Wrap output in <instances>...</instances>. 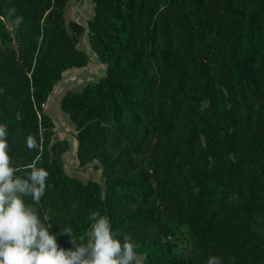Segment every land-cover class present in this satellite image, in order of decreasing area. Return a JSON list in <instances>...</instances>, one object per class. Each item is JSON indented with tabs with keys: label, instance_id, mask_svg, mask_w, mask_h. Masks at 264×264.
<instances>
[{
	"label": "trees",
	"instance_id": "obj_1",
	"mask_svg": "<svg viewBox=\"0 0 264 264\" xmlns=\"http://www.w3.org/2000/svg\"><path fill=\"white\" fill-rule=\"evenodd\" d=\"M69 1L0 0V124L49 172L35 207L58 246L99 212L138 264H264V0ZM74 68L61 138L47 106Z\"/></svg>",
	"mask_w": 264,
	"mask_h": 264
},
{
	"label": "clouds",
	"instance_id": "obj_2",
	"mask_svg": "<svg viewBox=\"0 0 264 264\" xmlns=\"http://www.w3.org/2000/svg\"><path fill=\"white\" fill-rule=\"evenodd\" d=\"M7 137L6 125L0 124V264H138L137 245L131 237L121 242L109 218L99 212L91 214L86 244L83 237L74 235L73 228L65 227L61 232L70 237L73 247H59L57 234L49 231L52 224L42 222L35 207L45 194L49 172L35 162L27 168L15 164ZM26 146L40 151L32 136ZM26 197L31 204H26ZM206 264L222 262L210 256Z\"/></svg>",
	"mask_w": 264,
	"mask_h": 264
},
{
	"label": "rangeland",
	"instance_id": "obj_3",
	"mask_svg": "<svg viewBox=\"0 0 264 264\" xmlns=\"http://www.w3.org/2000/svg\"><path fill=\"white\" fill-rule=\"evenodd\" d=\"M84 1L85 0H83V2ZM75 3H76V1H74V0L69 1L68 5H67V9H66V17L73 18L74 13H73L72 9L76 5ZM87 5L91 6V8H93V4L91 3V1H87ZM92 13H93V11H92ZM89 17L90 16L88 15V18ZM98 65L99 64H90L88 67V70H90L92 72H96L98 70ZM87 74H88L87 72H78V70L76 68H74L70 71L64 72L63 73V76H64L63 80L59 81L60 83L58 82L56 84L60 88H57V86H56V90L53 93L54 95L52 94V96H51L52 99L50 100V103H49V106H47V109L53 115L57 135L60 136L61 138H66L68 136V131L70 130V127H69L66 119L64 118L65 116L63 115V113L59 109L60 97L62 96V94L64 93V91L66 89H72V88L79 87L81 85V83L87 79ZM72 154H73V152L71 153V156H72ZM69 163H71V162H69ZM99 171L100 170H97V171L96 170L92 171V170H87V169L84 171L79 170V174H80L79 176H82L83 179H88L91 177H97L98 178Z\"/></svg>",
	"mask_w": 264,
	"mask_h": 264
},
{
	"label": "crops",
	"instance_id": "obj_4",
	"mask_svg": "<svg viewBox=\"0 0 264 264\" xmlns=\"http://www.w3.org/2000/svg\"><path fill=\"white\" fill-rule=\"evenodd\" d=\"M87 8V9H86ZM85 10H87L86 12H89V16H91L92 14V8L91 6L87 5V3L85 5L82 6V8H79L78 5H75V7L72 9L73 13H81ZM81 11V12H80ZM82 15V14H81ZM82 48H86V45H87V41H86V38H82L81 39V42H80Z\"/></svg>",
	"mask_w": 264,
	"mask_h": 264
}]
</instances>
